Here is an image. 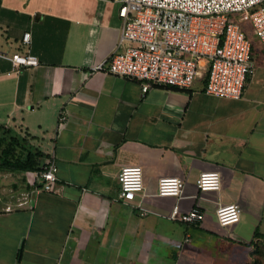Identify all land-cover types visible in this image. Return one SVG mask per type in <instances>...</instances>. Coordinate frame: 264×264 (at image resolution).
I'll return each mask as SVG.
<instances>
[{"label":"crops","instance_id":"0c3cea01","mask_svg":"<svg viewBox=\"0 0 264 264\" xmlns=\"http://www.w3.org/2000/svg\"><path fill=\"white\" fill-rule=\"evenodd\" d=\"M117 10L111 0H0V52L39 61L15 71L0 57V124L57 165L52 190L35 181L27 202L0 209V264H259L264 47L252 33L239 99L207 93L206 77L142 95L141 80L95 68L117 46ZM125 165L144 172L131 201L118 193ZM204 170L220 173L219 189L197 187ZM160 176L183 178L180 197L157 194ZM218 203H237L239 221L221 226ZM175 204L199 207L203 220L169 218Z\"/></svg>","mask_w":264,"mask_h":264},{"label":"built area","instance_id":"2783aa9c","mask_svg":"<svg viewBox=\"0 0 264 264\" xmlns=\"http://www.w3.org/2000/svg\"><path fill=\"white\" fill-rule=\"evenodd\" d=\"M118 4L120 36L114 51L100 65L105 71L141 80L142 95L150 85L190 87L195 79L206 77L205 91L218 97L239 99L246 80L253 73L251 41L244 23L264 47V0H111ZM24 32L22 43L30 42ZM12 68L37 67V57L29 52H0ZM40 189L52 190L57 180L53 155L45 157L34 171ZM119 197L134 200L144 190L141 166H122L118 172ZM218 171H201L196 185L201 191L220 188ZM184 180L160 176L157 194L180 197ZM25 197V196H24ZM27 198L18 203L27 202ZM9 209V207H6ZM237 203H218L215 215L221 226L240 219ZM141 214L145 211H141ZM169 218L187 223L203 220L204 212L195 206L181 211L172 206Z\"/></svg>","mask_w":264,"mask_h":264},{"label":"trees","instance_id":"16d2710c","mask_svg":"<svg viewBox=\"0 0 264 264\" xmlns=\"http://www.w3.org/2000/svg\"><path fill=\"white\" fill-rule=\"evenodd\" d=\"M247 36L251 41V51L253 53V40L249 32ZM255 39L257 40L256 37ZM22 141H27L28 147L23 146ZM18 147L21 151L15 153ZM24 151L26 154H23ZM44 157L45 155L34 148L26 135L15 134L10 127L0 124V171H37L40 169ZM35 186H40V183L35 184ZM252 264H258V261L253 260Z\"/></svg>","mask_w":264,"mask_h":264},{"label":"rangeland","instance_id":"374dc122","mask_svg":"<svg viewBox=\"0 0 264 264\" xmlns=\"http://www.w3.org/2000/svg\"><path fill=\"white\" fill-rule=\"evenodd\" d=\"M247 27L249 34L253 33L251 25L248 22L244 23ZM27 137V136H26ZM22 145L28 147L27 141H22ZM21 150L18 147L15 153H19ZM23 154H26L24 151ZM25 156V155H24ZM36 181L34 171H0V209L4 207H10L14 203L18 202L20 198L26 195V190ZM259 264H264V260H260Z\"/></svg>","mask_w":264,"mask_h":264}]
</instances>
